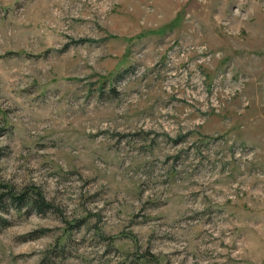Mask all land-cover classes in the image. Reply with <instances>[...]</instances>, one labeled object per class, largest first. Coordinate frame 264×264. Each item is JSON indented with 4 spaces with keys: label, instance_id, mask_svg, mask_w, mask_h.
<instances>
[{
    "label": "rangeland",
    "instance_id": "obj_1",
    "mask_svg": "<svg viewBox=\"0 0 264 264\" xmlns=\"http://www.w3.org/2000/svg\"><path fill=\"white\" fill-rule=\"evenodd\" d=\"M0 264H264V0H0ZM1 219V218H0Z\"/></svg>",
    "mask_w": 264,
    "mask_h": 264
},
{
    "label": "trees",
    "instance_id": "obj_2",
    "mask_svg": "<svg viewBox=\"0 0 264 264\" xmlns=\"http://www.w3.org/2000/svg\"><path fill=\"white\" fill-rule=\"evenodd\" d=\"M6 202L10 203L16 209L27 208L31 212L33 211H45L51 205L46 201L43 195L33 193L28 189L21 192L5 191L0 193V210H6ZM0 222L3 220L0 215Z\"/></svg>",
    "mask_w": 264,
    "mask_h": 264
}]
</instances>
